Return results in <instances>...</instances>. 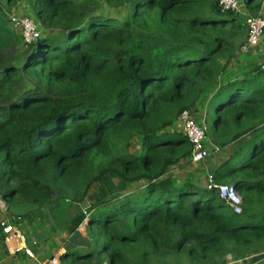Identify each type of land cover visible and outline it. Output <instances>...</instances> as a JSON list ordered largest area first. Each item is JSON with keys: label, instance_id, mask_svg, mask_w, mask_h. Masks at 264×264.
<instances>
[{"label": "trees", "instance_id": "obj_1", "mask_svg": "<svg viewBox=\"0 0 264 264\" xmlns=\"http://www.w3.org/2000/svg\"><path fill=\"white\" fill-rule=\"evenodd\" d=\"M104 1L126 15L96 0H28L40 31L31 43L0 11L2 198L30 206L26 216L77 207L70 233L89 218L95 247L59 264H224L263 252L264 70L224 77L247 31L239 11L220 0ZM204 100L211 143L235 145L213 174L235 184L240 214L174 178L193 162L180 114ZM108 175L134 187L99 199Z\"/></svg>", "mask_w": 264, "mask_h": 264}, {"label": "crops", "instance_id": "obj_2", "mask_svg": "<svg viewBox=\"0 0 264 264\" xmlns=\"http://www.w3.org/2000/svg\"><path fill=\"white\" fill-rule=\"evenodd\" d=\"M7 2H9V0H7ZM18 2L19 1L17 0H12L11 3ZM8 11L10 12V10ZM238 11L241 21L246 24L247 19L254 15L259 14L264 16V0H240V8ZM247 33L248 30H245V34L241 37L240 43L245 41ZM263 61L264 36L262 37L260 44L252 48L249 53H244L241 51V48L239 49L234 60L227 69L224 76L226 78L225 81L232 78H242L251 74V71ZM197 106H199L198 109H192L195 117L197 113L203 114V110H207V113L209 112L207 101L204 100ZM195 110H199V112ZM210 113L211 112H209V115ZM178 127L182 129L180 121L178 122ZM234 147L235 145L233 147L221 148L219 151L213 152L206 160L195 163V166L200 165L198 167L199 171H195L191 168L186 169V177L182 174L180 177L179 173L181 172L179 170L182 168H176L174 171V178H176L177 183L188 180L201 187H206L207 175L213 173L217 166L229 158ZM220 152L223 153L221 156L218 155L217 158L221 157V160H217L214 155ZM107 178L116 183L123 182L125 188L122 193H127L134 187L116 177L108 176ZM199 179L200 181H198ZM172 180L174 181V179ZM101 193L102 192H100V194ZM78 211L79 209L77 207L54 204L45 206L42 210L40 209L36 213L31 214L30 212L29 216H26V214L24 216L21 215L19 216L21 218L19 220L12 217V222H14L17 227L18 236L14 240L7 241L4 233L2 232L0 234V264H21L24 260L26 261V264H48L49 260L54 256H57L61 261V255L68 250L93 249L95 247L94 240L90 238L91 236L89 235L87 227H79L74 233L68 231V228L72 225V217L75 216ZM17 247L22 249L19 253L15 250ZM25 248L31 249L34 256L27 254L26 257L23 258L25 256L23 253ZM228 257L229 255L224 264H264V251L247 255L239 259H235L231 255L230 257L232 260H229Z\"/></svg>", "mask_w": 264, "mask_h": 264}, {"label": "built area", "instance_id": "obj_3", "mask_svg": "<svg viewBox=\"0 0 264 264\" xmlns=\"http://www.w3.org/2000/svg\"><path fill=\"white\" fill-rule=\"evenodd\" d=\"M219 5L222 11H238L240 8V0H220ZM247 37L241 46V51L244 53H249L252 48L258 46L264 36V16L263 15H254L247 19ZM12 26L21 29V35L24 37L26 43H31L40 38V31L38 26L35 25L33 20L27 16L22 18L12 17ZM18 30V29H16ZM261 69L264 70V61L261 63ZM179 121L182 125V131L189 140L192 142L193 151H192V161L194 163H199L206 160L213 152L219 151L221 148L219 146L209 145L208 138V128L206 124L202 121H199L193 114L192 110L185 109L180 114ZM206 187L209 190H215L220 198H222L227 205L233 209L235 213H242L243 211V196L236 188L235 184L229 182H218L213 173L207 175L206 178ZM21 219L18 217L17 220ZM88 217L81 224L80 227L86 223ZM0 229L5 235L7 241L14 240L18 236L17 227L12 222V218L0 217ZM17 252L22 249L16 248ZM24 251L26 254L34 256V253L31 249L25 248ZM231 255H229L230 258ZM60 260L58 257L54 256L49 260L48 264H59Z\"/></svg>", "mask_w": 264, "mask_h": 264}, {"label": "rangeland", "instance_id": "obj_4", "mask_svg": "<svg viewBox=\"0 0 264 264\" xmlns=\"http://www.w3.org/2000/svg\"><path fill=\"white\" fill-rule=\"evenodd\" d=\"M17 1H21L20 3H11L10 2H7V0H1L0 1V11H3L5 12L6 9H7V12L9 14V16L11 17V22H12V17H16V18H22V17H25L27 16L28 18H30L31 20H33V22L35 23V25H37L39 28V25H38V20L37 18L34 16V14L32 13L31 11V5L29 4L28 0H17ZM79 2H82V3H86L85 5L88 4V7L89 9L92 7H90V4H92V1H95V0H78ZM98 2H100V5L104 6V9L109 11L111 14H114L118 17H123L126 15V12L122 9V8H116V9H112L110 7L107 6V4L105 3L104 0H96ZM10 10V12L8 11ZM13 29H15V32H17L18 34H21V29L20 27L18 26V28H15V26H12ZM18 29V30H16ZM199 106L193 108V109H198ZM208 108V107H207ZM197 112H199V110H195ZM207 110H203V114H196V117L198 118V120H202V122H204L209 130V125L211 124V122L213 121V114H212V111L209 115V112H210V109L208 108V113L206 112ZM206 112V114H205ZM205 114V115H204ZM209 137V145L212 146V143H211V137L210 135H208ZM225 152V151H224ZM223 152H220V153H217L215 154L214 156L217 158V156H221ZM217 160H221V157L217 158ZM196 164L195 163H192L190 164L187 168H182L180 169L179 171L181 173L180 174V177H181V174L186 177L187 176V172H186V169H193L195 171H199L198 166H195ZM108 176H112L114 177L113 175H108ZM107 176V177H108ZM105 178L103 181H102V186H101V190L100 192H102L98 198H104V197H109V196H112V195H117V194H120L122 192H124V188H125V184L123 182H119V183H116L112 180H109L108 178ZM200 181V179L198 180ZM63 205H67V206H70L68 203L66 202H63L62 203ZM81 205L83 206V208L85 209L86 205L87 204H84L83 202H81ZM31 207L30 206H27V205H23V206H19V207H15V206H11L9 205L1 196L0 194V210L3 214L2 218H8L9 217H15L16 219H18L19 216H24L26 213H28L30 211ZM33 213V212H32ZM1 217V216H0ZM260 220L262 219V217H259ZM88 221L90 222L89 218L87 220L86 223L83 224L82 228H88ZM253 221V223H258L259 222V219L258 217L256 218H253L251 220V222ZM91 238V237H90ZM92 239V238H91ZM229 260H232V258L228 257Z\"/></svg>", "mask_w": 264, "mask_h": 264}, {"label": "water", "instance_id": "obj_5", "mask_svg": "<svg viewBox=\"0 0 264 264\" xmlns=\"http://www.w3.org/2000/svg\"><path fill=\"white\" fill-rule=\"evenodd\" d=\"M21 264H26V261L24 260Z\"/></svg>", "mask_w": 264, "mask_h": 264}]
</instances>
